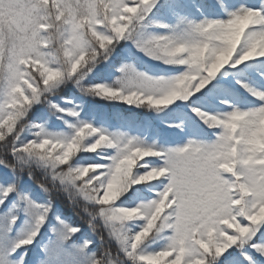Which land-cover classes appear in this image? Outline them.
Segmentation results:
<instances>
[{"label": "snow or ice", "instance_id": "6c2138e0", "mask_svg": "<svg viewBox=\"0 0 264 264\" xmlns=\"http://www.w3.org/2000/svg\"><path fill=\"white\" fill-rule=\"evenodd\" d=\"M0 264H264V0H0Z\"/></svg>", "mask_w": 264, "mask_h": 264}]
</instances>
